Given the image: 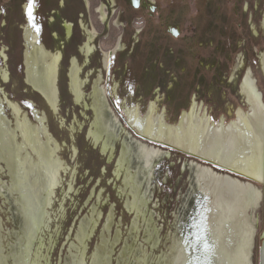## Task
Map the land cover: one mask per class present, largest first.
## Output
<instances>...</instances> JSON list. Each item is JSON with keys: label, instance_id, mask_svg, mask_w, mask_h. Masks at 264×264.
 Instances as JSON below:
<instances>
[{"label": "bare ground", "instance_id": "obj_1", "mask_svg": "<svg viewBox=\"0 0 264 264\" xmlns=\"http://www.w3.org/2000/svg\"><path fill=\"white\" fill-rule=\"evenodd\" d=\"M22 30L24 84L40 97L50 114L58 116L63 54L49 50L40 40V33L37 35L29 25H23ZM72 30V25L67 24L69 36ZM86 30L88 42L81 50L84 61L78 58L71 61L67 88L85 116L91 114L85 132L86 142L115 164L114 175L128 196L125 210L135 218V223L144 216L156 165L174 157L172 150L192 159L184 167V172L188 170L190 174L185 205L191 208L198 203L200 222L194 238L188 237L190 233L184 227L186 211L183 210L169 252L158 258L155 264H253L258 223L256 212L264 204V184L243 176L256 179L257 172L264 166V100L253 73L248 71L239 86L241 100L248 109L239 108L237 118L229 124L222 119L220 125H212L208 111H204L196 98L188 110L180 114L179 122L171 124L167 120V111L160 105L161 96L148 104L145 112L140 106L132 107L127 105V99L123 100L124 124L112 108L102 73L93 79V74H84L94 53L92 43L95 37L93 31ZM120 47L103 53L106 69L111 67L113 56ZM1 57L4 63L3 67L0 66V82L10 84L12 78L5 51ZM260 65L264 72V54ZM243 66L239 61L235 67L233 84ZM116 86L114 93L117 92ZM88 87L90 94H87ZM7 111L11 113L9 117ZM36 118L34 123L0 86V139L3 140L0 144V170L5 168L6 173L12 175L8 176V185L0 177V195L10 202L11 220L18 225L14 242L5 252L0 223V260L6 264H48L42 237L50 225L49 210L64 175L72 173L61 157L63 144L47 126L48 114L36 113ZM74 153L77 155L76 149ZM70 190H73L72 186ZM110 225L109 221L105 228ZM96 226L97 222L93 220L90 223L83 221L78 227V242L75 241L71 249L72 264H111V251L106 247L95 250L87 261V242ZM143 232L150 242L153 237L150 227ZM157 242L155 240L151 246ZM205 243L209 246L207 254L203 251ZM103 244L106 245L105 239ZM118 264H149V257L145 250L127 244Z\"/></svg>", "mask_w": 264, "mask_h": 264}, {"label": "rangeland", "instance_id": "obj_2", "mask_svg": "<svg viewBox=\"0 0 264 264\" xmlns=\"http://www.w3.org/2000/svg\"><path fill=\"white\" fill-rule=\"evenodd\" d=\"M26 3L27 0H0V66L4 63L1 53L5 51L12 78L10 84H4L1 81L0 86L10 100L18 103L34 123L37 122L36 113L46 112L48 114L47 126L52 135L63 144L61 157L67 162L69 172L72 169L71 174H65L66 177H63V183L57 189L52 208L49 210L50 225L48 229H45L42 237L46 262L48 264H72L71 249L76 241L78 227L83 221L90 223L95 220L97 226L86 246L87 261L95 250L106 247L111 251V264H118L122 249L129 244L134 249L145 250L149 257V264H155L158 258L169 252L173 236L177 233V222L182 216L183 210L186 211L184 227L190 233L188 237L194 238L195 230L200 222V218L198 219L197 216L199 207L197 201H194L197 204H193L191 208L187 204L185 205L189 193L190 174L188 170L184 172V167L186 162L188 163L192 159L169 149L172 150L174 157L159 163L154 168V178L151 183L152 192L144 207V216L135 223V218L125 210L128 196L121 181L117 180L114 175L115 164L101 156L86 142L85 132L89 127L91 114L87 113L85 116L82 108L76 106L67 88V78L60 75L61 104L58 116L50 114L40 97L24 84L25 48L21 30L23 25L29 24L25 10ZM37 6H40L39 3H36L35 7ZM43 15V11L34 13V23L40 28V31L42 30ZM255 48L258 51L263 50L264 41H259ZM97 60L98 58L95 59L96 62ZM247 65L253 70L258 87L264 94V72L260 69L259 61L251 56ZM116 76L117 78L112 81L125 80L124 84L128 86L127 90L118 89L116 93L110 92L112 108L122 122H124L122 104L126 99L127 105L140 106L142 112H145L146 107L161 96L160 105L163 110L167 111V120L171 124L179 122L180 114L188 110L195 98L198 103L205 106V109L209 108L214 111L217 118L219 114L224 113L227 101L238 105L232 92L225 86H220L218 81L210 75L207 79L209 87L206 85L207 81L205 83L199 81L197 86H193L191 92L180 87H177L176 91L167 88L170 81L165 77L159 79L161 83L165 82L164 87L150 86L147 90L139 91L136 77L127 79L120 74ZM238 79L233 85L237 91L240 84ZM211 81H214V84H211ZM198 85L202 86L201 90ZM88 91L89 89L87 94H90ZM223 95L226 96V101L221 98ZM29 104L32 105L31 108L28 107ZM230 106L232 105H228L227 108ZM6 113L8 117L11 115L8 111ZM133 135L139 138L135 133ZM118 145L119 143L116 145L117 152L119 151ZM75 149L77 155L74 153ZM8 176L5 168L0 170V177L7 185L10 182ZM71 186L73 187L72 191L70 190ZM9 204L10 202L5 201L0 195L1 236H3L5 252H8L10 244L14 242V232L18 231L11 220ZM262 207L256 212L258 223L253 264H259V250L263 241L264 204ZM94 210L96 212H93ZM109 221L111 225L107 229L105 227ZM149 227L152 231L151 236H153L150 242L145 239L143 232L145 228ZM104 239L105 246H103ZM155 240L158 242L152 247Z\"/></svg>", "mask_w": 264, "mask_h": 264}, {"label": "flooded vegetation", "instance_id": "obj_3", "mask_svg": "<svg viewBox=\"0 0 264 264\" xmlns=\"http://www.w3.org/2000/svg\"><path fill=\"white\" fill-rule=\"evenodd\" d=\"M36 3L40 6L35 7L34 13H44L40 40L49 50L63 54L61 74L66 78H70L73 58L84 61L81 50L88 42L87 28L95 35L94 53L84 74H93V79L102 73L109 92L116 85L117 90H127L125 80L112 81L118 74L127 79L136 77L139 91L150 86L164 87L165 82L159 79L165 77L170 81L167 88L176 91L180 87L187 92L199 81L205 83L210 75L220 86L228 88L238 103L227 101L224 113L217 118L214 111L197 102L208 111L212 125H220L222 119L229 124L237 118L239 108L248 109L241 100L239 87L237 91L231 79L239 61L244 64L238 74L239 83L248 71L253 73L247 65L251 56L260 64L264 49L258 51L255 46L264 41V0H36ZM67 24L73 27L71 36L66 31ZM118 45L121 47L113 56L111 67L106 69L103 53L115 50ZM260 69L263 71L261 65ZM206 85L209 87L208 81ZM198 87L201 90L202 86ZM221 98L225 100L226 96ZM228 105H232V110L229 111ZM123 118L122 123L126 124L124 113Z\"/></svg>", "mask_w": 264, "mask_h": 264}, {"label": "snow or ice", "instance_id": "obj_4", "mask_svg": "<svg viewBox=\"0 0 264 264\" xmlns=\"http://www.w3.org/2000/svg\"><path fill=\"white\" fill-rule=\"evenodd\" d=\"M35 6H36V0H27L26 15H27L29 24L36 31L37 35H39L40 28L34 23V21H35V16H34ZM37 43H39V40H37ZM117 104H119V101H117ZM28 107L31 108L32 105L29 104ZM2 143H3V140L0 139V144H2ZM198 239H199V237H198ZM203 251L205 254H207L209 252V246L207 245V243L204 244ZM195 259L198 260L199 257H196ZM0 264H6V262L3 260H0ZM190 264H191V262H190Z\"/></svg>", "mask_w": 264, "mask_h": 264}, {"label": "water", "instance_id": "obj_5", "mask_svg": "<svg viewBox=\"0 0 264 264\" xmlns=\"http://www.w3.org/2000/svg\"><path fill=\"white\" fill-rule=\"evenodd\" d=\"M260 171L257 172V177L256 179H252L249 176H245L243 175L245 178H249L252 181H255L257 183H260L261 185L264 184V166L262 165L261 169H259ZM231 172V171H230ZM233 173L238 174L237 172L232 171ZM263 241L261 244V248L259 250V264H264V233L262 235Z\"/></svg>", "mask_w": 264, "mask_h": 264}]
</instances>
